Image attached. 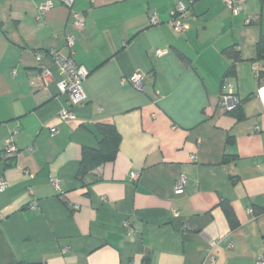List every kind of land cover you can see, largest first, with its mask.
Wrapping results in <instances>:
<instances>
[{"label":"crops","instance_id":"crops-1","mask_svg":"<svg viewBox=\"0 0 264 264\" xmlns=\"http://www.w3.org/2000/svg\"><path fill=\"white\" fill-rule=\"evenodd\" d=\"M42 1L0 0V264L264 261V0H232L237 11L225 0H74L81 26L59 0L39 17ZM179 1L180 32L168 23ZM48 50L88 71L72 119L59 115L56 63L35 58ZM136 72L142 91L128 81ZM97 123L119 133L112 157L98 152ZM84 151L100 162L78 177Z\"/></svg>","mask_w":264,"mask_h":264},{"label":"built area","instance_id":"built-area-1","mask_svg":"<svg viewBox=\"0 0 264 264\" xmlns=\"http://www.w3.org/2000/svg\"><path fill=\"white\" fill-rule=\"evenodd\" d=\"M63 5L68 7L70 9L72 18H73V24L77 26H81L83 24V20L81 15L71 10L72 4L74 0H59ZM225 3L228 6H231L234 8V10H238L240 6L237 4H234L232 0H225ZM54 6V0H44L38 5V15L39 17L46 14L52 7ZM188 9L186 5L179 1L174 9L170 12L168 23L172 26L173 30L175 31H183L186 28V25L182 22L183 18L187 16ZM38 17V18H39ZM149 21L152 24H156L159 22L156 14H151L149 17ZM73 44V37L72 35L66 36V45L68 48H71ZM166 53V49L162 48H156L154 50V54L156 56L163 55ZM48 54L51 56V58L56 63L62 77L58 81L57 86L59 91L66 96V102L67 107L62 108L60 110V117L62 119H72L74 118V113L72 111V107L79 105L84 102L85 100V94L82 91V82L84 81L85 77L88 74V71L82 67L77 65L74 60L70 56H64L56 52L55 50H48L47 52L43 51H35L34 55L37 60H40L44 55ZM43 79H47V77L50 75L49 71L42 72ZM145 74L141 72H136L132 74L128 81L131 83V85L138 91H142L144 88V79ZM264 91V86L258 89V94H261ZM237 99L231 94H223L221 96V105L226 110H231L236 104ZM51 132H54V128L50 129ZM16 151V148L13 144L8 143L5 147V153L6 154H14ZM131 178L135 179L137 177L136 172L131 173ZM186 178L181 175L178 177V179L175 181L173 186V191L176 194H180L184 191ZM51 184L55 189L59 190V184L58 181L55 179L51 180ZM6 186V181L4 179H0V189H3ZM30 208L33 209V205L30 206ZM175 214H177V211H174ZM126 225L128 226V223L126 222ZM128 231H131V228L128 226ZM67 249V247L64 248V250ZM256 264H264V261L259 258V260L256 262Z\"/></svg>","mask_w":264,"mask_h":264},{"label":"trees","instance_id":"trees-1","mask_svg":"<svg viewBox=\"0 0 264 264\" xmlns=\"http://www.w3.org/2000/svg\"><path fill=\"white\" fill-rule=\"evenodd\" d=\"M256 50H257V56L258 57H264V36L260 37L257 45H256ZM226 52L229 50L226 48ZM229 56L233 58V60H238L239 59V54L237 52H228ZM240 103L237 102V104L231 109L227 110L228 112L232 113L233 115L235 114L236 117L242 118V114L240 113ZM96 128L100 131L102 138L99 144V150L98 152L103 156V157H112L117 149H118V144L120 140V136L116 128L114 127L113 124H107V123H97ZM10 155V154H7ZM230 159V158H224V161ZM99 160H94L93 157L90 155L89 151H84L82 159L80 161V166L77 172V176L81 177L84 173L87 171L95 168L97 165H99ZM220 206L222 210L224 211V214L230 223V226L234 227L237 222L234 218L233 212L227 202H220Z\"/></svg>","mask_w":264,"mask_h":264}]
</instances>
